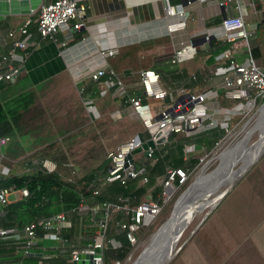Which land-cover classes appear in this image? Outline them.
<instances>
[{
    "label": "crops",
    "instance_id": "0c3cea01",
    "mask_svg": "<svg viewBox=\"0 0 264 264\" xmlns=\"http://www.w3.org/2000/svg\"><path fill=\"white\" fill-rule=\"evenodd\" d=\"M52 1L42 0V4H49ZM220 1L170 0L172 5L180 7L183 17L179 18L185 20L184 29L171 34L167 33L166 25L177 17L171 18L166 15L161 0H78L79 4L85 7L82 20L85 27L80 31L66 29L56 34L53 40L42 39L37 33L35 24L32 23L26 39L28 48L21 53L23 60L18 64L20 67L18 75L9 82L12 88L9 87L7 93H1L4 94L5 102L24 93L34 95L33 103L27 110L19 112V120L15 119L14 125L16 137L27 153L16 160L7 159L0 154V178L7 175L31 174L40 163L36 159H31V156L47 145L46 141H49L46 139L47 136L57 135V138L50 139L52 141L49 143L64 147L69 143L67 137L71 134L78 135L82 130L92 126L94 121H91L82 104L84 94H80V88L84 89L97 109L94 103L97 97H93L86 88V84L95 83L89 78V74L99 68H110V60H114L132 47H138L134 57L135 69L130 66L129 57L126 56L119 62L120 71L113 70L131 96L145 100L138 84L139 73L153 70L159 75V82L160 75H164L166 83H162L161 80L160 85L168 91V96L162 103L147 99L153 107L156 108L160 104L170 105L189 95L205 94L208 109L218 113L216 115L218 120H223L224 111H230L235 107L236 102L225 99L223 96V77L214 75V72L217 68L226 65L216 60V57L230 50L233 59L239 63H245L250 57V52L249 45L248 50L246 45H239L237 49H234L232 44L225 40L219 24L226 16L242 17L254 32V36L249 40L255 41L253 44L259 49V56L255 63L264 72V0H233L228 9L221 7ZM37 12L38 10L30 16L7 15L0 19V58L6 55L10 48L7 33L27 19L34 21ZM260 29H262L261 32ZM80 36L81 39L78 40ZM190 44L196 48L195 57L173 65L171 63L173 52ZM100 47L116 48L117 53L106 58L104 62L98 57L97 51ZM7 86H9L8 83H4L1 89H6ZM96 88L100 97L105 95L100 93L103 91V85H97ZM108 92L112 93L110 90ZM25 102L27 103L28 100ZM26 103L22 102L23 106H26ZM114 108V111L105 117L100 116L98 112L99 118L95 122L109 124V121H118L125 124L131 120V117H136L121 99L117 98ZM125 109H129V115L125 113ZM98 128H102L103 131L105 129L101 126ZM70 129L72 132H67ZM211 130L201 129L190 136H185L184 139H188L185 149L187 151L203 149L202 144L206 135L201 133ZM96 132L98 134V129ZM200 136L202 140L199 141ZM77 141L78 139L71 142L69 150L71 159H68L65 164L45 160L42 162L43 168L72 181L91 178L90 188L102 189L99 184L103 182L107 174V165L104 171L100 170L104 162L103 156L95 154V147H89L88 142L85 145L84 142ZM167 141L168 139L158 147L164 146ZM4 148L5 146H0V151ZM84 149L86 153L82 154ZM145 158L143 156L142 161H145ZM17 195L13 194L10 201L15 200ZM94 204V200L83 202L86 209L66 216L71 228L67 229V233L71 235L68 241L73 245L82 242L85 247L93 242L94 236L89 227L91 221L88 218L87 208ZM122 215L124 218L121 220L125 221L127 217L124 213ZM117 217L115 213L112 216L115 225L122 222L121 220L117 222ZM3 223H5L4 213L0 206V226ZM82 226L85 227L84 230ZM110 241L113 245H117L116 241L112 239ZM5 242L15 241L0 238L1 244ZM37 243L36 240L34 245ZM44 244V247H36L39 252L33 253L28 250L27 254L50 258L58 253L59 246L55 241L46 239ZM2 249L0 264H23L22 248L14 252L10 248Z\"/></svg>",
    "mask_w": 264,
    "mask_h": 264
},
{
    "label": "built area",
    "instance_id": "2783aa9c",
    "mask_svg": "<svg viewBox=\"0 0 264 264\" xmlns=\"http://www.w3.org/2000/svg\"><path fill=\"white\" fill-rule=\"evenodd\" d=\"M165 13L168 17H177L174 21L167 23L166 31L171 34L175 31L184 29L185 20L182 10L179 6H174L170 0H161ZM233 0H221L219 5L228 9ZM85 7L79 4L78 0H55L49 4L41 5L38 8L37 16L32 21L25 20L20 26L10 30L7 33L9 41V51L0 58V81L9 83L13 81L19 72V63L23 60L21 53L27 50L26 41L29 35V27L35 24L37 33L42 39L53 40L54 36L66 29L80 31L83 29V17ZM223 31L225 40L232 44L234 49L239 45H246L248 50V41L254 36V32L248 27L241 16H226L219 24ZM98 57L105 62L106 58L112 57L117 53L116 48H98ZM196 55L194 45H186L173 52L171 63L178 65L183 62L192 60ZM216 60L228 64L225 67H219L215 70L214 75H222L225 99L235 101V107L230 111L223 113L224 119L218 120L215 111H210L206 106V95H189L170 105L153 107L147 99L163 102L168 96V91L164 89L159 82V75L153 70L141 71L139 73V87L145 100L131 96L127 88L123 85L122 80L114 71L108 67L99 68L89 74V78L97 82L103 78L102 84L103 95L107 91H112V95L121 99L124 105L130 107L137 120L141 123L146 131L147 138L143 139L136 134L129 141L120 144L114 151H108L106 154L107 174L103 178V183L111 184L119 182L122 185L131 180L143 177V182L147 181L146 172L143 168H136L134 156L132 162L127 163V155L138 148L143 143L151 140L156 143L164 138L165 141L172 134L190 136L197 130H211L219 128L225 133L228 129V123L237 112L243 107H253L258 101L264 102V72H262L256 63L249 57L245 63H239L231 54V51H225L216 57ZM80 94H84L82 104L90 117L91 121L99 118L97 109L93 101L88 98L83 88H80ZM147 100V101H146ZM164 141V142H165ZM7 139H0V146L6 145ZM163 142V143H164ZM161 145V144H159ZM149 149L146 158L150 159L152 153L158 148ZM144 154V153H143ZM190 174L184 169H171L165 171L162 181V191L160 194L161 203L148 199L141 202L135 207H129L127 200H121L122 206L112 203H95L87 208L88 218L90 221H96L97 229L93 242L82 248L74 247L70 251V262L73 264L80 253L93 254L94 249H105L107 239L108 224L116 211H122L127 219L119 222L117 226L126 233L127 241L133 246L137 243L136 234L140 229L148 227L159 215L162 206L170 199L172 193L179 186H182L188 180ZM93 194L98 195L99 191L93 189ZM13 194L26 196L25 190L15 191L12 188L0 189V206H5L10 202ZM86 209L83 202L78 206V211ZM69 226L68 219L64 213H59L43 221V229L46 231V238L55 241L63 239L61 231ZM22 236V237H21ZM35 224L27 225L24 229L14 228L0 229L1 239H11L14 241L24 238L22 253L26 255L28 250L34 244ZM108 243V241H107ZM109 243L113 248L118 245ZM93 264H105L103 254L100 257L93 258ZM110 264H121L119 261H112Z\"/></svg>",
    "mask_w": 264,
    "mask_h": 264
},
{
    "label": "trees",
    "instance_id": "16d2710c",
    "mask_svg": "<svg viewBox=\"0 0 264 264\" xmlns=\"http://www.w3.org/2000/svg\"><path fill=\"white\" fill-rule=\"evenodd\" d=\"M261 31L262 29H260V32ZM77 39H81V36ZM254 42L249 40L248 45L250 57L255 62L259 56V49L257 46H254ZM137 48L138 47L129 48L125 53L120 54V56L116 57L114 60H110V68L116 72H119V62L122 61V59H125L127 56L130 60V66L135 69L136 60H134V57L136 56ZM227 64L228 62H225L224 65ZM160 76V82L162 80V83H166V78L164 75L161 74ZM102 81L103 79H100L95 83H89L88 85L86 84V88L93 97H97L94 103L100 116L105 117L114 111V103L116 102L117 97L109 92L105 93V95L102 97L99 96V91L96 86L101 85ZM8 85L9 86H7L6 89H0V139H7L4 148L5 158L16 160L23 157L27 152L19 142V139L16 137V131L14 130V125L16 124L15 119L19 120V112L21 110H27V108L33 103L34 95L33 93H24L18 95L10 101L5 102L3 101L4 94L1 93H7L9 91V87L12 88L10 83H8ZM27 100L28 102L26 103L25 101ZM22 102L26 103V106H23ZM263 103V101L257 102V104L260 105ZM125 113L129 115V109H125ZM96 131L97 129L92 125L89 128L79 132L78 135L71 134L69 137H67L69 143H67L64 147L56 146L54 143L50 144L49 141L56 139L57 135H49L46 137V139L49 140L46 141L47 145L40 151L33 153L31 156V159H36L40 162L39 165L33 169L31 174L7 175L0 178V189L12 188L15 191L25 190L27 192L26 196L23 197L18 194L15 200H11L7 205L2 207L5 223L0 226V229L14 228L20 231L27 225L35 224L36 236L34 243L36 240L38 243L36 245H32V247L29 249L30 252L37 253L39 252L36 250L37 246H45L44 241H46L47 238L45 236L46 231L43 229L44 220L59 213H64L67 216L68 214L78 212V206L82 202H90L91 200H94L95 203L108 202L122 206L123 204L121 203V200L126 199L128 206L131 208L137 206L143 201L148 200L147 198L161 203L160 194L162 191V181L166 168H180L186 170L190 175L194 174L200 165L198 154L202 150L213 149L215 145L225 136L224 131L219 128L209 132H203L201 135H206V139L205 141L203 140L202 144L203 149L187 151L185 146L187 145L186 143L188 139L177 140V135L172 134L168 137V141L164 146L158 147L152 153L150 159L145 158V161H142V159H140L138 162L135 161L136 168L145 169L147 177L146 182H143L142 176L136 180L128 181L124 185L119 182H114L111 184H105L102 182L99 184V187H102V189H97L99 193L97 196H95L93 194L94 190L90 188L92 183L91 178L90 180L87 178H80L79 180L75 181L65 179L60 177L57 173L48 172L45 168H43L42 162L45 160H52L57 164H65V162H67L68 156L71 155V153L68 154V156L66 155V153H68L71 149V142L78 139L79 142H84L85 145L88 142L87 145L89 147H94L95 139L92 138L96 136ZM67 132H72V129ZM136 134H139L143 139L147 138L145 129L137 120V118L133 116L131 117V120L128 122V124L123 129L118 131L117 139L114 143L109 145V151H114L120 144L129 141ZM67 139L65 138V140ZM198 140H202L201 136ZM16 144L19 146L21 145L22 147L18 148ZM96 150H98V148L95 147L94 152L97 155L102 152L101 149H99V151ZM84 152H86L85 149ZM89 152L91 151L89 150ZM107 164L108 161L105 159L100 170L104 171ZM114 213L116 216H118L117 222L124 218L122 211H116ZM91 223L93 225H91ZM69 227L70 226L63 229L60 234L63 239L67 240V243H64L63 241L61 242L52 240L55 241V243L59 246L58 253L54 254V256L50 258L45 256V258L38 257L35 254H26L22 257L23 264H70L71 249L74 247L80 249L84 246V243L80 242L78 245H73L72 242L68 241L71 236L67 233V229H71ZM82 227L84 230L85 227ZM89 227L92 229L91 233L95 237V231L97 229L96 221H91ZM146 228L140 229L136 234L137 242L146 234ZM111 239L116 241L118 247H112V245L109 243ZM23 244L24 238H20V240L12 243H0V250H3L2 248H10L14 252L21 249ZM134 247L135 245L132 246L127 241L126 233L121 231L119 227L115 225V222L111 220L108 224L107 239L103 252L105 264H110L115 260L123 264L132 253Z\"/></svg>",
    "mask_w": 264,
    "mask_h": 264
},
{
    "label": "rangeland",
    "instance_id": "374dc122",
    "mask_svg": "<svg viewBox=\"0 0 264 264\" xmlns=\"http://www.w3.org/2000/svg\"><path fill=\"white\" fill-rule=\"evenodd\" d=\"M263 106L264 103L262 105L256 103L253 107H243L230 123L227 121L228 129L226 133L224 132L223 139L213 149L202 150L198 154L200 165L196 172L189 176L182 187L175 189L123 264H132L143 256L152 235L174 213L176 208L174 204L178 197L197 179L198 175L202 173L201 177L207 176L218 166L219 155L223 151L231 149L247 136L253 125L251 121ZM127 124L128 122L123 124L118 121H109V124L106 122L92 124L98 129V134L96 133L92 138L95 139L94 147L98 148L96 151L102 150L100 154L103 160L106 159L109 145L117 139L118 131ZM99 126L105 127L104 131L98 128ZM184 138L185 135L182 134L176 137L177 140ZM258 138V132L249 134L243 146L251 149ZM16 145L18 148L23 146ZM84 153L86 152H82ZM0 154L5 156V150L2 149ZM68 154L70 152L66 153L67 156ZM143 156V153H138L134 155V160L138 162ZM68 159L70 160L71 156H68ZM242 164V162L236 163L231 170L232 173L238 171ZM216 195L209 197L208 200ZM208 211H201L195 215L175 248V250L180 248V251L167 264H264V152L232 187L222 202L205 218Z\"/></svg>",
    "mask_w": 264,
    "mask_h": 264
},
{
    "label": "bare ground",
    "instance_id": "6f19581e",
    "mask_svg": "<svg viewBox=\"0 0 264 264\" xmlns=\"http://www.w3.org/2000/svg\"><path fill=\"white\" fill-rule=\"evenodd\" d=\"M251 122L253 125L247 136H245V141H247L249 134H253L255 132L259 133L258 140L251 149H246V147H243L244 149H242V145H235L231 149H226L223 151L219 158L221 165L220 169L218 170V172H222L219 176V179L212 184L210 192H212L213 188H215L220 183L222 176L223 180L229 177L228 179L232 181L235 178L236 172L232 173L231 170L236 163H243L241 165L242 169L237 172V176L244 170L243 166L246 165V161H244V158H242L243 154L252 160L254 154H256L259 150L264 149V106L261 107L258 115ZM237 147H240L241 150H238ZM245 149L246 151H244ZM251 162H253V160ZM201 175L202 173L198 175L197 181L193 187L190 188L179 200L175 210L173 211L174 213H172L167 223L151 237L146 245L147 248L143 256L132 264H162L168 258L169 251H171L173 248H176L182 235L196 217L195 215L205 210H209L208 212H210L216 207V198L220 193H218L211 200H208L209 197L206 195L200 196L198 198H192V194L196 187H198L199 182H203V179L201 180ZM225 189L226 186L224 190ZM171 253L174 252L171 251Z\"/></svg>",
    "mask_w": 264,
    "mask_h": 264
},
{
    "label": "water",
    "instance_id": "95a60500",
    "mask_svg": "<svg viewBox=\"0 0 264 264\" xmlns=\"http://www.w3.org/2000/svg\"><path fill=\"white\" fill-rule=\"evenodd\" d=\"M41 5H42V0H0V19L2 17L7 16V15H12V16H16V15L30 16L34 12H36ZM3 86H4V82L0 81V89ZM245 139L246 138L243 137L236 145H242V149H244L243 148L244 147L243 144L245 142ZM164 141H165V139L162 138V139L158 140L156 143H154L151 140L147 141L146 143H143L141 148L135 149V150L131 151L127 155V157H126L127 163H131L132 162V157L134 155L138 154V153H144V155L146 156L148 151H149V149H155L156 145L162 144ZM253 145L250 148H252ZM237 148H238V150H241L240 147H237ZM244 151H246V149ZM263 152H264V149L259 150L256 154H254L253 157H252L253 162H251L252 161L251 158L246 157L243 154L242 158H244V161H246V165L243 166L244 170L242 172H240V174L237 176V172L242 169L240 167L239 170L236 171V176H235V178L232 181L230 179H228L229 177L226 178L225 180H223L222 179L223 176H222L221 180H220V183L215 188H213L212 192H210V189L212 188L211 187L212 184L215 183L216 180L219 179V176L221 175V172H222V171L218 172V170L220 169V165H221V163L219 162L218 166L211 173H209V175L201 177V179H203V182H199L198 187H196V189L194 190V192L192 194V198H194V197L198 198V197L204 196V195H206L207 197H211V196H213L215 194L220 193L219 196L216 198L215 205H217V203L219 201H221L228 194V192L232 189V187L257 162V160L261 157ZM220 155H219V158H220ZM196 181H197V179L191 185H189V187L178 197V199L176 200V202L174 204V208H175L176 204L179 202V200L182 198V196L185 195L186 192L190 188L193 187V185L196 183ZM217 182H219V181H217ZM225 186H226V189L225 190H221V188H224ZM174 208H173V210H174ZM209 213L210 212H208L205 215V218L208 216ZM171 215H170V217H171ZM169 218L165 221V223L163 225H161L158 228V230L155 233H157L167 223ZM171 251L174 252V253H171ZM171 251H169L168 258L162 264L169 263L172 260V258L176 255V253H178L180 251V248H177L176 250H175V248H173ZM101 254H102V250H100V249H94V253L93 254L80 253L77 256V260L73 264H93L94 263L93 258L94 257H100Z\"/></svg>",
    "mask_w": 264,
    "mask_h": 264
}]
</instances>
